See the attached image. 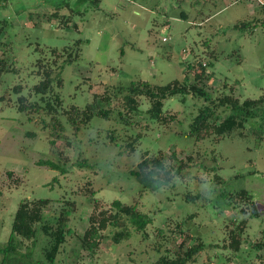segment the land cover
Masks as SVG:
<instances>
[{
  "label": "rangeland",
  "instance_id": "obj_1",
  "mask_svg": "<svg viewBox=\"0 0 264 264\" xmlns=\"http://www.w3.org/2000/svg\"><path fill=\"white\" fill-rule=\"evenodd\" d=\"M263 3L0 0V42L11 47L7 54L0 49V59L7 56L6 63L11 65L1 75L0 85V264L20 202L39 198L52 200L45 210V218L52 222L63 200L75 203L69 219L75 233L67 236L52 264H156L158 242L171 248L196 237L206 247L191 264H259L264 248L257 250L253 243L264 231L261 122L249 120L243 129L220 139L197 140L190 134V123L205 105L203 98L191 94L185 100L181 95L167 98L164 113L178 117L162 123L150 118V100L142 97L141 110L129 125L117 117V109L110 118L93 115L79 130L63 118L64 136L52 144V128L42 123L49 117L19 110L14 103L18 94L12 88L21 84V93L27 95L40 80L38 62L54 64L56 59L64 82L60 88L63 106L85 108L95 93L107 88L137 80L162 85L186 79V63L202 61L212 72L206 83L212 96L225 91L241 99H257L264 95V26L252 20L263 17ZM55 12L59 17L52 16ZM242 22L248 24L246 28L236 27ZM188 77L194 81L195 72ZM7 91L13 102L9 96L1 99ZM174 150L180 158L193 155L194 161L176 175L171 187L151 191L131 174L146 153ZM243 189L258 204L259 216L231 204ZM198 194L195 200L187 199ZM115 199L136 203L152 222L142 232L129 223L130 237L120 242L112 239L116 229L108 227L92 254L81 247L80 239L96 200L108 206ZM243 219L248 222L241 249L224 248L227 228ZM160 228L163 237L158 234ZM47 244L39 229L35 242L20 243L18 263L51 264L43 253Z\"/></svg>",
  "mask_w": 264,
  "mask_h": 264
},
{
  "label": "trees",
  "instance_id": "obj_2",
  "mask_svg": "<svg viewBox=\"0 0 264 264\" xmlns=\"http://www.w3.org/2000/svg\"><path fill=\"white\" fill-rule=\"evenodd\" d=\"M262 8L263 17L252 20V22L257 21L258 24L264 26V3ZM52 16L59 17L57 12L53 13ZM247 25V23L242 22L236 24V27L246 28ZM78 43L79 41L76 42V44ZM10 48L8 43L0 42V49L4 51V54H7ZM53 53L57 57L60 55L57 50H54ZM6 59H8L7 56L0 59V85L3 82L1 75L11 66L7 65ZM38 66L40 80L29 89L27 95L21 93L24 88L21 84L14 85L12 92L18 94L14 103L19 110L26 111L31 115L45 114L49 117V119L42 120V123L45 124V127L52 128L50 131V136L54 137L51 139L52 144L56 143L55 138H63L65 122L79 130L83 124L90 121L93 115L110 118L114 109L118 110L117 117L129 125L133 122V116L141 110L142 97L150 100V106L147 109L150 118L162 123L172 122L178 117L177 114L164 113V103L167 98L181 95L182 100H185L186 96L190 94L193 97L203 98L206 102L205 105L199 108L198 113L190 123V134L195 136L197 140L207 137L215 139L226 137L235 130L243 129L249 120L261 122V126L264 128V95L257 99H241L233 92L223 91L217 96H212L210 90L206 88L207 81L212 78V72L207 67L206 62H187L185 65L186 79H175L167 84L158 85L146 80H137L132 81L127 86L107 88L104 93H95L92 103H89L85 108L63 106L60 88L64 82L60 65L56 64V59L54 64L40 60ZM192 71L195 72L194 81L188 77ZM6 96H9V101L13 102L9 91L3 94L1 99L5 100ZM106 105L107 107H105ZM63 118H65V122ZM130 144L133 145V143ZM193 161V155L180 158L175 150L170 154L164 151H159L153 155L146 153L137 167L131 170V174L145 189L157 191L164 187H171L176 175L190 166ZM81 164H85V160ZM216 177L218 182H222L223 179L220 176L217 175ZM200 196V194L188 195L187 199L195 200ZM232 199L231 204L241 205L239 209L243 213L259 216L258 204L246 189L238 192ZM63 201L64 206L54 222L45 218V210L50 206L52 200L39 198L20 202L14 216L10 238L1 249L4 254L2 264H19L16 256L21 252L20 243L25 239L35 242L39 229L48 238V244L43 250L45 260L51 264L56 261L67 236L75 233V230L69 226V219L72 210L75 208V203L68 200ZM151 222L152 218L147 213L142 212L136 203L127 204L115 199L106 206L96 200L94 211L89 217L88 226L80 239L81 247L91 250L93 254L99 249L104 237L102 232L108 227L112 226L116 229L112 239L115 242H120L130 237L129 223H132L138 231L142 232ZM247 222V219H243L234 227L229 226L227 228V237L223 242L224 248L235 252L241 249ZM176 226L181 233H184L181 223ZM162 231L164 232V229L160 228L158 234L163 237L165 235L161 234ZM205 247L206 244L201 237H196L189 244L185 240L181 241L171 248L166 247L163 241L158 242L155 249L160 253V256L155 263L191 264L197 260ZM253 247L257 250L264 248V231L262 236L253 243ZM29 254L26 252L25 255ZM12 255L14 256L13 260L8 261ZM259 264H264L263 258Z\"/></svg>",
  "mask_w": 264,
  "mask_h": 264
}]
</instances>
